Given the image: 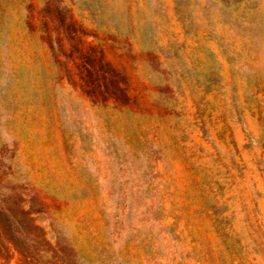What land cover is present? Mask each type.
I'll return each mask as SVG.
<instances>
[{
  "label": "rangeland",
  "instance_id": "1",
  "mask_svg": "<svg viewBox=\"0 0 264 264\" xmlns=\"http://www.w3.org/2000/svg\"><path fill=\"white\" fill-rule=\"evenodd\" d=\"M0 264H264V0H0Z\"/></svg>",
  "mask_w": 264,
  "mask_h": 264
}]
</instances>
